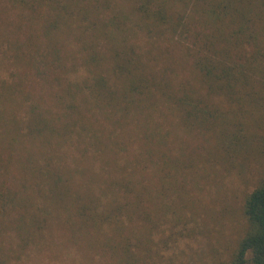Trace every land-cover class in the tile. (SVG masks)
Segmentation results:
<instances>
[{
	"label": "trees",
	"instance_id": "16d2710c",
	"mask_svg": "<svg viewBox=\"0 0 264 264\" xmlns=\"http://www.w3.org/2000/svg\"><path fill=\"white\" fill-rule=\"evenodd\" d=\"M81 2L38 6L54 10L58 29ZM124 2L128 8L101 21L82 8L74 56L48 44L52 58L37 80L27 79L33 87L22 91L23 78L0 82V264H22L28 248L57 244L70 258L89 221L114 218L121 201L137 202L144 173L166 154L156 117L176 112L188 133L219 121L232 126L222 136L235 142L250 123L262 131L264 0ZM187 65L193 83H177ZM215 94L233 111L218 114ZM243 216L245 233L221 264H264V177L246 196Z\"/></svg>",
	"mask_w": 264,
	"mask_h": 264
},
{
	"label": "rangeland",
	"instance_id": "374dc122",
	"mask_svg": "<svg viewBox=\"0 0 264 264\" xmlns=\"http://www.w3.org/2000/svg\"><path fill=\"white\" fill-rule=\"evenodd\" d=\"M36 1L28 0L32 4L28 8L0 0V82L13 84L23 78L22 91L33 87L29 78L37 80L45 58H52L44 50L48 44L63 57L74 56L75 42H79L74 30L85 27L77 17L82 8L87 16L99 13L101 21L112 11L129 7L124 0H84L73 5L69 23L59 22L56 29L54 10L38 6L40 0ZM137 44L140 53L147 50L145 37L140 36ZM30 60H34L33 65H28ZM177 75V83H193L188 65ZM213 99L219 106L218 114L233 111L222 94ZM17 114L25 116L24 110H17ZM174 116L156 117L167 133L162 143L166 154H157V167L144 173L145 187L138 189L141 197L137 202L121 201L123 208L114 218L89 221L84 231L77 233L70 258L58 244L34 246L27 249L28 258L22 264L227 262L245 233L244 200L264 177V126L255 132L250 123L243 133L246 138L235 142L222 136L232 129L230 125L213 121L188 133ZM9 238L17 243L12 234Z\"/></svg>",
	"mask_w": 264,
	"mask_h": 264
}]
</instances>
